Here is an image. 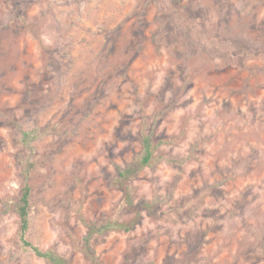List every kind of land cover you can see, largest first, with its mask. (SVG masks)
Here are the masks:
<instances>
[{"label":"rangeland","instance_id":"374dc122","mask_svg":"<svg viewBox=\"0 0 264 264\" xmlns=\"http://www.w3.org/2000/svg\"><path fill=\"white\" fill-rule=\"evenodd\" d=\"M142 119L185 162L136 171L139 218L91 237L97 264H264V0H0V264H49L18 242L19 154L26 240L90 264L85 224L134 218L115 166Z\"/></svg>","mask_w":264,"mask_h":264},{"label":"trees","instance_id":"16d2710c","mask_svg":"<svg viewBox=\"0 0 264 264\" xmlns=\"http://www.w3.org/2000/svg\"><path fill=\"white\" fill-rule=\"evenodd\" d=\"M14 12H16L17 14V8H15ZM23 23H25V21ZM25 26L28 27L27 24H25ZM147 128L148 126L142 119V132L139 140L141 145V152L139 154L137 162L134 165H130L125 168L115 166L116 177L114 179V183L116 187L122 192L123 202L125 203L126 207L134 212V218L129 223H114L99 228H96L94 225L85 224L86 235L83 237V252L85 257L89 260L90 264H97V258L90 244V239L95 233H99L100 231H102V229L106 228H111L113 230L122 232H128L133 228L135 222L139 218V204L133 203L129 188V180L131 179V177L134 176L136 171L143 167L151 166L153 165V163L159 160H165L167 163L172 165H182L185 162L183 160L156 156L155 153L158 148L162 145L170 144V140L162 138L155 140L152 132ZM49 132L50 131L48 129L40 128L37 126L33 127L30 130L20 129V146L27 151H31L33 142L36 141L42 135ZM16 161L19 164L20 175L22 177V185L20 187L18 200L14 209L18 220L17 238L19 244H21V246L25 249L28 248L36 258L43 259L49 264H69L67 260L56 254L54 250L48 249L42 251L26 240V234L30 228L31 188L28 183V177L30 171L34 167V163L29 159L24 158L21 154L16 156ZM142 206H144V208H149V204L147 203H142Z\"/></svg>","mask_w":264,"mask_h":264}]
</instances>
